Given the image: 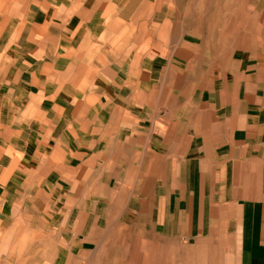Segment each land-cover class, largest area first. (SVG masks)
<instances>
[{
    "label": "crops",
    "instance_id": "1",
    "mask_svg": "<svg viewBox=\"0 0 264 264\" xmlns=\"http://www.w3.org/2000/svg\"><path fill=\"white\" fill-rule=\"evenodd\" d=\"M127 225L264 264V0H0V264Z\"/></svg>",
    "mask_w": 264,
    "mask_h": 264
},
{
    "label": "rangeland",
    "instance_id": "2",
    "mask_svg": "<svg viewBox=\"0 0 264 264\" xmlns=\"http://www.w3.org/2000/svg\"><path fill=\"white\" fill-rule=\"evenodd\" d=\"M135 226L112 227L98 248L83 255H74L70 264H218L212 250L190 243L165 241L157 235L132 231ZM66 254L63 257V261ZM40 255L33 261L48 264Z\"/></svg>",
    "mask_w": 264,
    "mask_h": 264
}]
</instances>
